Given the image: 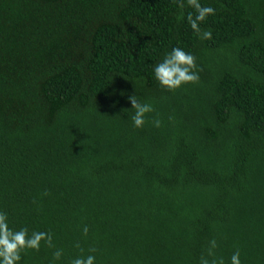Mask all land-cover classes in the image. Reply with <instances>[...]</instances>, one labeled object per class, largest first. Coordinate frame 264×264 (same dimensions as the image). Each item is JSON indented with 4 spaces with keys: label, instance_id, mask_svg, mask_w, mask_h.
Returning a JSON list of instances; mask_svg holds the SVG:
<instances>
[{
    "label": "trees",
    "instance_id": "1",
    "mask_svg": "<svg viewBox=\"0 0 264 264\" xmlns=\"http://www.w3.org/2000/svg\"><path fill=\"white\" fill-rule=\"evenodd\" d=\"M200 3L211 39L174 0H0V211L55 245L20 264L77 242L95 264H199L212 239L264 264V0ZM174 47L200 79L169 92L153 69Z\"/></svg>",
    "mask_w": 264,
    "mask_h": 264
},
{
    "label": "clouds",
    "instance_id": "2",
    "mask_svg": "<svg viewBox=\"0 0 264 264\" xmlns=\"http://www.w3.org/2000/svg\"><path fill=\"white\" fill-rule=\"evenodd\" d=\"M177 6L183 10L185 6L195 10V15L189 12L187 22L193 32L200 39H211V30H202L200 25L207 18L216 15V10L208 5L204 6L200 0H174ZM178 20H183V11L178 15ZM154 78L158 81L161 88L166 91L174 92L185 84H195L199 82V74L197 70L196 57L186 52L181 47H174L168 52L163 59L158 62L154 69ZM131 102V108L134 109V114L131 119L133 126L141 128L145 124V116L147 113L153 112L154 108L150 103H141L135 95L128 97ZM155 127H160L161 122L157 119L153 121ZM88 227H83V235L87 236ZM42 242L48 248H55L53 243V234L48 231L33 230L29 232L27 226H22L19 229L10 227L8 214L0 211V264H20L23 255L28 250L39 251ZM74 247L79 249L80 255L71 259L70 264H95V255H84V248L77 242ZM218 247L217 241L212 239L209 241V247L206 250V255L200 257L199 264H225L223 257H217L215 249ZM96 248H89V253H95ZM64 255L63 250L57 248L53 253V261H59ZM230 264H241L240 251L236 250L230 257Z\"/></svg>",
    "mask_w": 264,
    "mask_h": 264
}]
</instances>
